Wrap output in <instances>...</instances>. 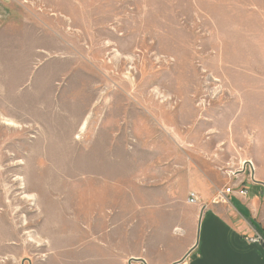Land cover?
<instances>
[{
  "label": "rangeland",
  "instance_id": "1",
  "mask_svg": "<svg viewBox=\"0 0 264 264\" xmlns=\"http://www.w3.org/2000/svg\"><path fill=\"white\" fill-rule=\"evenodd\" d=\"M263 81L264 0H0V264L180 251L190 160Z\"/></svg>",
  "mask_w": 264,
  "mask_h": 264
},
{
  "label": "crops",
  "instance_id": "2",
  "mask_svg": "<svg viewBox=\"0 0 264 264\" xmlns=\"http://www.w3.org/2000/svg\"><path fill=\"white\" fill-rule=\"evenodd\" d=\"M262 88L264 81L257 89L238 94L236 113L231 119L227 114V121L221 123L219 154L209 160L196 150L190 160L196 165L190 170L187 187L196 192L199 203L194 208L195 219L185 220L181 250L167 257L143 256L135 264H264V244L248 240L255 233L264 240ZM243 162H252L253 171L246 166L231 175ZM233 183V191L223 194ZM239 188L246 194H239ZM221 194L226 201L219 200Z\"/></svg>",
  "mask_w": 264,
  "mask_h": 264
},
{
  "label": "built area",
  "instance_id": "3",
  "mask_svg": "<svg viewBox=\"0 0 264 264\" xmlns=\"http://www.w3.org/2000/svg\"><path fill=\"white\" fill-rule=\"evenodd\" d=\"M246 166L250 169V171H253L252 162H243V163H241L240 168L238 170H235L233 172L231 171V173H232L231 175L235 176L237 171L244 169V167H246ZM235 180H236V178H235ZM234 186H235V183L231 184L230 186H226L223 189L222 193L223 194L231 193L233 191V189H234ZM237 191L241 195H245L246 194V190L243 189V188H239V189H237ZM223 194H221L219 196V200L226 201V198L223 196ZM186 202L188 204H190V205H196V204L199 203L198 195L196 194L195 191L188 190L187 196H186ZM248 240L252 241V242H258V243L264 244V240H263L262 236L260 234H258V233H255L252 236L248 237Z\"/></svg>",
  "mask_w": 264,
  "mask_h": 264
}]
</instances>
